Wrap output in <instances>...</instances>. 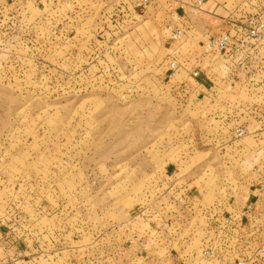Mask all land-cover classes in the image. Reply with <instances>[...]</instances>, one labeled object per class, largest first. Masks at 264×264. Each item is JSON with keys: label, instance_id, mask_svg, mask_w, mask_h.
I'll list each match as a JSON object with an SVG mask.
<instances>
[{"label": "rangeland", "instance_id": "obj_1", "mask_svg": "<svg viewBox=\"0 0 264 264\" xmlns=\"http://www.w3.org/2000/svg\"><path fill=\"white\" fill-rule=\"evenodd\" d=\"M118 1L0 0V264L237 260L212 228L238 213L242 172L264 194V131H244L264 72L203 102L206 81L182 67L170 79L157 32L125 25ZM225 2L264 13V0Z\"/></svg>", "mask_w": 264, "mask_h": 264}, {"label": "crops", "instance_id": "obj_2", "mask_svg": "<svg viewBox=\"0 0 264 264\" xmlns=\"http://www.w3.org/2000/svg\"><path fill=\"white\" fill-rule=\"evenodd\" d=\"M143 1L145 0H134L132 2L133 5H131L128 1H118L123 5L121 6V10L119 12H125L122 15V17H126V20H123V23H125V25L128 23L127 25L136 26V29L143 26H149L151 30L154 32L156 31L158 37H160L158 43L165 49L164 56L166 57V60H164L163 63L165 66L167 65L168 68L174 59L180 58L179 63H181L182 69L187 71L189 74L197 66L203 72L208 73L210 72L212 65H214L215 58L204 54V44L206 40L209 37H216L222 33L229 32L234 40L238 41L246 33L244 25L248 14H246V11H242L241 9H232L229 7V4L225 2L226 0H195L189 2L186 1V3L181 0H148V4L146 3L143 6V9L138 11L137 5ZM182 12L184 14L183 17L178 19ZM194 16L198 17L205 26L202 34V38H204L203 40L199 37L200 35L196 29L197 23L193 22L195 21L193 18ZM180 20H182L183 23L179 22ZM177 27H184L186 29V35L180 41H173L172 34ZM112 28L117 29V26L112 25ZM102 32L103 35L109 34V38L112 34H114L106 31V29H103ZM180 54H186V56L182 58ZM178 82L179 80L173 82L176 89H179ZM205 86V88L203 86L205 92L202 91L199 93L201 97L200 99L203 100V102L209 100L212 93H215L214 96L216 97L223 96L224 93H228L231 89H235L233 86L231 87L229 80H222L221 77H214L212 79L208 78ZM237 86H240V84ZM211 90L214 92H209ZM217 92H219V94ZM202 93L204 94L202 95ZM206 111L209 110L204 109L202 113H206ZM219 111L221 112L220 115L223 116L224 114L225 117H232L233 114L238 115V113L234 110H228L227 108L219 109ZM248 114L251 115L248 119L249 126H244V131H249L250 126L255 127L256 125L259 126V129H255L256 131H264V108H252L248 110ZM234 122L235 120L233 121L232 119V123ZM236 127L232 128L237 129ZM254 171L257 172V168L251 172ZM242 173L246 176H241L242 181H237L235 188L237 191H239V188H244L245 191H242L244 196L241 197V202L238 204L236 203L235 205L234 200L232 205L234 204V206L239 210L238 213H234V215H240L244 212H248L246 214V218H248V220L242 217H239V219L246 221L244 236L249 237L251 242L244 250H240L239 253L248 259H253L255 264H264V255L259 252L260 248L264 245V194L256 191L255 187L251 185L253 177L248 175L249 172L246 174L245 172ZM228 213L231 212L229 211ZM228 213H226V215ZM236 224L241 226L240 221H237ZM1 256L2 255L0 254V257Z\"/></svg>", "mask_w": 264, "mask_h": 264}, {"label": "built area", "instance_id": "obj_3", "mask_svg": "<svg viewBox=\"0 0 264 264\" xmlns=\"http://www.w3.org/2000/svg\"><path fill=\"white\" fill-rule=\"evenodd\" d=\"M147 2L148 1L145 0L144 2L138 4L137 7L143 9V6ZM181 18V16L178 17V19ZM244 29L246 33L238 41H235L229 32H225L216 37H209L204 44V54L215 58L214 65L221 62L224 64L226 69L222 68V72L225 74L223 77L221 76V78L222 80H229L231 87H235L239 84L240 86L243 84L247 85L249 88L254 87V85H257L254 81V77L258 72H264V66H261V64L264 63V46H262V42L264 41V13L248 14L246 16ZM185 35L186 29L183 27H177L173 31L172 40L180 41L185 37ZM222 63L220 65H223ZM214 65H212V67ZM180 68L181 64L177 59H174L169 65L170 79L176 78ZM191 77H202L201 81L203 82L207 81L209 78L208 73L203 74V71L198 66L190 72V78ZM245 81H250L252 86L245 84ZM261 83L262 84H260L257 89L264 86V79L261 80ZM252 108L264 107H260L259 105L252 106L247 110ZM236 133L237 135L242 136L244 131L237 129ZM179 202L186 204L187 200L185 202L184 198H180ZM247 213L248 212H244L240 215L228 213L227 215H222L220 218L216 219L214 227L212 228V232L216 235L215 243H217V241H221V244H225L230 241V243L234 245L233 250L236 251L237 257L235 264H255L253 259H248L239 253L240 250H244L251 242L249 237L244 236L246 221L239 219V217H242L248 220V218H246ZM237 221H240L241 226L236 224ZM163 225L164 229L171 228L173 226L178 227L179 222L178 220L173 222V218H171L170 220H166ZM208 249L211 252H207V254H215L212 248H207V250ZM259 252L264 255V245L260 248ZM217 254H220V249H217Z\"/></svg>", "mask_w": 264, "mask_h": 264}]
</instances>
